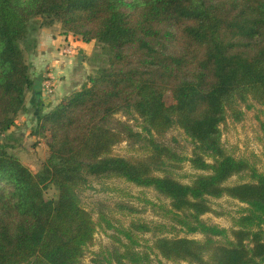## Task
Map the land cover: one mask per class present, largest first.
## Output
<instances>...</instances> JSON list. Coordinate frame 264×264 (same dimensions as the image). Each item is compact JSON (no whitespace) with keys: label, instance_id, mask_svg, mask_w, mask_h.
I'll use <instances>...</instances> for the list:
<instances>
[{"label":"trees","instance_id":"trees-1","mask_svg":"<svg viewBox=\"0 0 264 264\" xmlns=\"http://www.w3.org/2000/svg\"><path fill=\"white\" fill-rule=\"evenodd\" d=\"M56 24L95 42L86 58L91 72L37 117L34 134L49 138L42 171L33 173L0 143V264H79L97 232L80 196L90 178L155 189L170 199L178 225L205 236L157 238L168 261L264 264V173L222 143L228 118L244 119L241 104L264 105V0H0V132L28 110L38 80L27 55L42 29ZM118 114L138 115L141 131ZM175 127L191 139V156L163 141ZM123 142L146 145L149 155H115ZM187 161L207 174L179 181L169 167ZM235 176L250 181L228 185ZM224 196L247 205L231 230L202 218L213 212L210 198ZM125 260L149 264L151 256L127 250L117 256L118 264Z\"/></svg>","mask_w":264,"mask_h":264},{"label":"rangeland","instance_id":"rangeland-1","mask_svg":"<svg viewBox=\"0 0 264 264\" xmlns=\"http://www.w3.org/2000/svg\"><path fill=\"white\" fill-rule=\"evenodd\" d=\"M55 26L62 31L61 24ZM32 58L34 59V53H28L27 60L30 65L33 62ZM88 66L90 73L91 68L90 65ZM240 107L244 111V119L236 122L228 118L222 125V143L228 153L236 158L249 160L264 173V105L250 100ZM33 113L28 105V110L18 115L12 128L0 132V143L10 146L11 151L17 154L25 166L33 173H39L45 168L50 156L49 138L34 134L38 120L34 119ZM117 118L129 121L137 131L142 129L138 115L129 118L118 114ZM163 141L179 153L191 156L193 144L182 129L173 128ZM114 154L123 157H145L149 155V150L146 145H130L123 142L114 147ZM169 170L176 179L185 184H191L197 176L207 174L194 169L188 161L182 163L179 169L169 167ZM249 181L246 176H235L227 184L235 185ZM57 195L54 187L47 191L46 197L50 207L55 206ZM80 196L83 206L92 213L97 223V232L93 245L86 248L79 264H118L117 256L127 250L142 255L150 254L149 264H191L187 261L164 259L154 247L156 239L187 237L199 241L205 240L203 234H189L178 225L171 213L170 199L153 188L140 187L122 178H90L89 183L80 190ZM209 201L213 212L205 214L203 220L210 225H218L228 230L234 227V219L247 208L246 204L227 196L219 199L210 198ZM134 224L149 225L154 231L137 230L133 227ZM128 232L130 236L127 235ZM217 240L225 242L223 238ZM125 262L130 263L129 260Z\"/></svg>","mask_w":264,"mask_h":264},{"label":"crops","instance_id":"crops-1","mask_svg":"<svg viewBox=\"0 0 264 264\" xmlns=\"http://www.w3.org/2000/svg\"><path fill=\"white\" fill-rule=\"evenodd\" d=\"M66 46L74 49L71 56L61 53ZM94 48V41L86 43L78 36L62 33L56 26L42 29L38 46L32 52L34 59L32 58L31 63L32 75L38 80V86L28 94V105L34 111L33 117L36 121L40 112L53 110L62 100L83 86L89 74L86 58L93 53ZM50 71L57 78L53 92H48L44 87V79ZM38 103L42 107H38Z\"/></svg>","mask_w":264,"mask_h":264},{"label":"built area","instance_id":"built-area-1","mask_svg":"<svg viewBox=\"0 0 264 264\" xmlns=\"http://www.w3.org/2000/svg\"><path fill=\"white\" fill-rule=\"evenodd\" d=\"M61 52L63 53L64 56H71L74 52L73 48H71V46H66L63 47ZM55 76L54 73L52 71H50V73H47L46 78L44 79V87L48 92H52L55 87Z\"/></svg>","mask_w":264,"mask_h":264}]
</instances>
